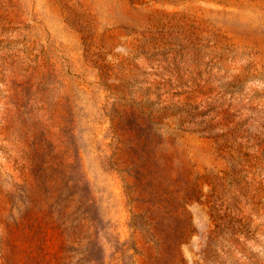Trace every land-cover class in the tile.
Wrapping results in <instances>:
<instances>
[{
	"label": "rangeland",
	"instance_id": "rangeland-1",
	"mask_svg": "<svg viewBox=\"0 0 264 264\" xmlns=\"http://www.w3.org/2000/svg\"><path fill=\"white\" fill-rule=\"evenodd\" d=\"M0 264H264V0H0Z\"/></svg>",
	"mask_w": 264,
	"mask_h": 264
}]
</instances>
